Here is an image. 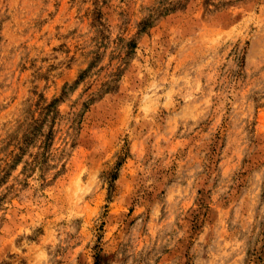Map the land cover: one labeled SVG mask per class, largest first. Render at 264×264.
<instances>
[{"label": "rangeland", "instance_id": "1", "mask_svg": "<svg viewBox=\"0 0 264 264\" xmlns=\"http://www.w3.org/2000/svg\"><path fill=\"white\" fill-rule=\"evenodd\" d=\"M0 264H264V0H0Z\"/></svg>", "mask_w": 264, "mask_h": 264}]
</instances>
